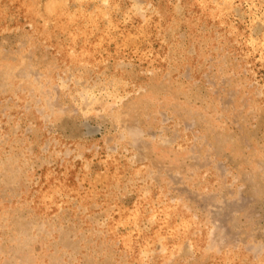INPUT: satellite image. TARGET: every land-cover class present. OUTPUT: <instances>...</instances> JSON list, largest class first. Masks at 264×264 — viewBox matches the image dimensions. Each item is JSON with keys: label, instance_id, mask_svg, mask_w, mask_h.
<instances>
[{"label": "rangeland", "instance_id": "374dc122", "mask_svg": "<svg viewBox=\"0 0 264 264\" xmlns=\"http://www.w3.org/2000/svg\"><path fill=\"white\" fill-rule=\"evenodd\" d=\"M0 264H264V0H0Z\"/></svg>", "mask_w": 264, "mask_h": 264}, {"label": "bare ground", "instance_id": "6f19581e", "mask_svg": "<svg viewBox=\"0 0 264 264\" xmlns=\"http://www.w3.org/2000/svg\"><path fill=\"white\" fill-rule=\"evenodd\" d=\"M61 2V1H60ZM54 8V7H53ZM58 8H59V6H58ZM52 10H54L58 15H60V9H52ZM47 13V12H46ZM64 20V19H63ZM62 21V20H61Z\"/></svg>", "mask_w": 264, "mask_h": 264}]
</instances>
